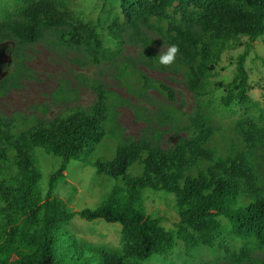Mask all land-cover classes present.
Segmentation results:
<instances>
[{
	"label": "trees",
	"instance_id": "obj_1",
	"mask_svg": "<svg viewBox=\"0 0 264 264\" xmlns=\"http://www.w3.org/2000/svg\"><path fill=\"white\" fill-rule=\"evenodd\" d=\"M18 3L1 30L23 44L43 38V28L56 30L61 44L84 47L93 62L100 61L105 49L98 27L71 10L72 0ZM117 16L124 22L117 25L115 19L110 27L117 38L126 27L138 35L145 26L170 46H179L178 56L188 70L187 84L199 98L210 94L209 77L219 70L223 54L244 47L236 58L232 82H216L211 88L226 93L222 105L250 104L246 61L253 43L264 37V0H120ZM262 63L264 68V59ZM105 101L99 91L90 112L77 109L51 123L32 119L19 133L0 115V264H144L152 256L170 253L177 240L188 254L196 245L216 246L245 261L250 244L264 247V190L255 187L243 155L216 158L206 147L208 131L199 127L194 137L181 140L171 151L146 139L126 140L109 160L94 158L107 135ZM237 127L247 144L264 140V128L247 117ZM37 149L61 160L47 191ZM194 161H201L199 167L188 173ZM72 162L92 166L121 182L123 190L108 194L96 209L72 211L54 194ZM137 165L143 167L142 174L131 175ZM145 189L174 194L180 219L175 233L147 214ZM76 216L120 225L121 249L100 251L76 239L68 230ZM219 218L229 222L232 236L246 242L238 252L230 250Z\"/></svg>",
	"mask_w": 264,
	"mask_h": 264
},
{
	"label": "rangeland",
	"instance_id": "obj_2",
	"mask_svg": "<svg viewBox=\"0 0 264 264\" xmlns=\"http://www.w3.org/2000/svg\"><path fill=\"white\" fill-rule=\"evenodd\" d=\"M18 4V0L0 4V25ZM119 7L120 0H72L71 10L97 26L101 34L105 52L98 62L92 61L84 47L61 44L56 30L43 28V38L34 44H23L0 29V115L8 121V127L19 133L32 119L51 123L77 109L90 112L97 105L100 91L106 98L103 109L107 135L94 158L109 160L126 140L146 139L171 151L202 127L208 131L206 147L215 157L243 155L251 166L255 187L264 190V140L247 144L237 127L247 117L264 128V37L253 43L246 61L252 87L250 104L225 106L221 100L226 93L211 87L216 82H232L236 58L244 47L223 54L219 70L209 77L210 94L199 98L187 84L188 70L178 55L171 67L159 64L158 55L170 45L158 33L141 26L138 35L129 27L120 33V38L112 34L110 27L115 19L119 21L117 25L124 24L117 16ZM36 158L43 172L42 186L47 191L61 160L41 149H37ZM199 162L194 161L186 171L196 172ZM142 171L143 167L137 165L130 173L141 175ZM120 185L88 164L72 162L54 194L72 211L79 212L96 209L108 194L116 189L121 192ZM142 195L147 214L160 219L166 231L175 233L180 219L174 194L145 189ZM218 221L230 250L238 252L246 242L230 234L227 220ZM68 230L96 250L118 251L122 247L123 230L117 224L87 222L76 216ZM250 248L249 258L240 261L216 246L196 245L188 254L183 242L177 240L170 253L152 256L144 264H261L264 247L250 244Z\"/></svg>",
	"mask_w": 264,
	"mask_h": 264
},
{
	"label": "clouds",
	"instance_id": "obj_3",
	"mask_svg": "<svg viewBox=\"0 0 264 264\" xmlns=\"http://www.w3.org/2000/svg\"><path fill=\"white\" fill-rule=\"evenodd\" d=\"M179 51V46L176 44H173L166 50L161 51L158 55L159 64L165 68L171 67L175 63Z\"/></svg>",
	"mask_w": 264,
	"mask_h": 264
}]
</instances>
